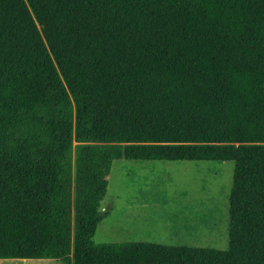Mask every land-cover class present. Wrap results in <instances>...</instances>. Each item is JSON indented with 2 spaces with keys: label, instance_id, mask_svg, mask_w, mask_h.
Segmentation results:
<instances>
[{
  "label": "trees",
  "instance_id": "16d2710c",
  "mask_svg": "<svg viewBox=\"0 0 264 264\" xmlns=\"http://www.w3.org/2000/svg\"><path fill=\"white\" fill-rule=\"evenodd\" d=\"M121 158L233 161L228 247L96 243ZM0 259L264 264V0H0Z\"/></svg>",
  "mask_w": 264,
  "mask_h": 264
},
{
  "label": "rangeland",
  "instance_id": "374dc122",
  "mask_svg": "<svg viewBox=\"0 0 264 264\" xmlns=\"http://www.w3.org/2000/svg\"><path fill=\"white\" fill-rule=\"evenodd\" d=\"M233 161L113 160L94 241L228 247ZM2 260V259H0ZM2 264H64L5 259Z\"/></svg>",
  "mask_w": 264,
  "mask_h": 264
},
{
  "label": "crops",
  "instance_id": "0c3cea01",
  "mask_svg": "<svg viewBox=\"0 0 264 264\" xmlns=\"http://www.w3.org/2000/svg\"><path fill=\"white\" fill-rule=\"evenodd\" d=\"M148 242H151V241H148ZM157 243V242H156ZM163 244V243H162ZM2 260H5V259H2ZM2 260H0V264H2L1 262H2Z\"/></svg>",
  "mask_w": 264,
  "mask_h": 264
},
{
  "label": "bare ground",
  "instance_id": "6f19581e",
  "mask_svg": "<svg viewBox=\"0 0 264 264\" xmlns=\"http://www.w3.org/2000/svg\"><path fill=\"white\" fill-rule=\"evenodd\" d=\"M25 261V260H24Z\"/></svg>",
  "mask_w": 264,
  "mask_h": 264
}]
</instances>
